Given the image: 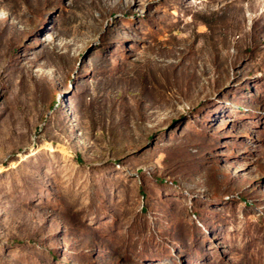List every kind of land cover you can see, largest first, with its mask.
<instances>
[{
    "label": "rangeland",
    "instance_id": "rangeland-1",
    "mask_svg": "<svg viewBox=\"0 0 264 264\" xmlns=\"http://www.w3.org/2000/svg\"><path fill=\"white\" fill-rule=\"evenodd\" d=\"M0 264H264V0H0Z\"/></svg>",
    "mask_w": 264,
    "mask_h": 264
}]
</instances>
